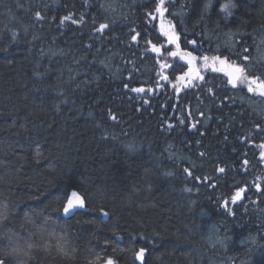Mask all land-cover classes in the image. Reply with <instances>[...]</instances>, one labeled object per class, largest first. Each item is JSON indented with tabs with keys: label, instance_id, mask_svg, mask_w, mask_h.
Wrapping results in <instances>:
<instances>
[{
	"label": "trees",
	"instance_id": "trees-1",
	"mask_svg": "<svg viewBox=\"0 0 264 264\" xmlns=\"http://www.w3.org/2000/svg\"><path fill=\"white\" fill-rule=\"evenodd\" d=\"M225 2L165 0L164 20L176 25L184 49L199 47L202 55L218 54L217 45L227 55L225 33L236 32L235 61L264 73V0H235L227 19ZM181 4L182 17L169 15ZM155 7L154 0H0V49L7 48L0 50V207L9 217L0 223V257L7 264H92L97 257L104 264L109 256L139 264L141 247L143 264H264V192L254 187L264 189V162L252 148L261 142L255 128L264 126V105L226 93L213 76L190 93L181 83L177 91L180 68H164L167 84L160 65L181 64L184 51L175 58L164 51L173 45ZM69 14H82L84 23L59 26ZM101 23L109 25L103 34ZM193 39L196 46L187 43ZM220 94L227 104L204 108ZM240 188L247 191L233 204ZM72 191L84 195L85 207L64 218ZM61 237L73 259L57 253Z\"/></svg>",
	"mask_w": 264,
	"mask_h": 264
},
{
	"label": "snow or ice",
	"instance_id": "snow-or-ice-1",
	"mask_svg": "<svg viewBox=\"0 0 264 264\" xmlns=\"http://www.w3.org/2000/svg\"><path fill=\"white\" fill-rule=\"evenodd\" d=\"M174 2L175 0H170V3L174 4ZM154 3H156V7L154 11L159 14V18H160L161 31L167 37V41L169 44H175L177 47H179L177 42L179 41L180 36L176 32V25L173 24L171 19L168 20L167 23H165V20H164L165 13L169 12L168 7L165 6V0H154ZM208 7H209V4L206 3L204 5V10L207 11ZM235 8H236L235 0H227V2L221 5L220 11L224 14V18L227 19L228 17H231L233 15V11ZM184 14L185 13H184L183 4L180 5L179 13H169V15L173 16V18H175L176 15H179L182 17ZM149 15L151 16V13H149ZM34 17L37 22L43 21L45 19V16L42 15L40 11H36L34 13ZM151 18L155 20L157 17L151 16ZM66 21H70L72 24H77V25L83 24L84 17L81 14L79 19L77 20L73 18V14L65 15L60 18L59 26L61 27L64 26ZM180 22L183 23L182 20ZM108 27L109 25L107 23H101L99 27L96 28V31L103 34L105 29H107ZM139 35H140L139 33H136L135 35H133L132 40L136 41ZM236 35H237L236 32H231V31L225 33V36L227 37V40H225V46L227 48V53H228L227 55L223 52H220V45H217V48L215 50V52L218 54H213L212 56L200 54L199 47H194L193 50L191 51H184L180 55L179 59L181 61H184V64L187 65L188 71L183 72L182 75H179L176 77L177 84H180L181 82H183L186 77L188 78L189 83H191L193 79H199L200 81L205 80V77L200 74L199 68L195 67V62L197 60H200L202 61L201 67H203L204 69L211 68L213 72L223 71L224 75L227 76L226 84L231 85L233 89L240 87L241 90L243 91V89L246 88L248 93H255V94H258L264 97V73L250 74L249 73L250 66L248 64L246 63L238 64L233 58L238 55L237 53L233 52V49L237 47V42L233 40V38ZM16 36L17 34L13 32L11 36L12 42L16 41ZM148 43L152 45L153 52H155L157 55L161 54V47H158L156 43H152L151 41H148ZM187 43L192 44L193 46H196L198 42L193 39V40H187ZM260 44L264 45V35H262L260 38ZM240 47L243 49V52H248V48L246 45L242 44L240 45ZM0 50L7 51V48L0 49ZM257 50H259V46ZM164 51H166L167 54L173 58L177 57L176 51H172L171 49H164ZM194 52H196L197 55H194L193 54ZM241 59L243 61H248L250 57L245 55V56H242ZM184 64H175V65L174 64H161L160 67L162 69L171 68L172 71L175 72L177 68L183 69ZM217 65H220L221 67L218 68ZM225 67H227V69L229 70L225 71ZM159 75H161V78L163 80L165 81L169 80L168 75H163L162 73H160ZM177 84H173V87L177 88ZM125 87H127V85H125ZM131 91L142 93L145 90L143 88H132ZM177 91H179V88H177ZM208 91L211 92L212 89L209 88ZM110 118L113 121L117 119L116 116L112 115L111 113H110ZM180 123H184V121L181 120ZM171 127L172 126L169 125V128ZM192 127L195 128L196 125L193 124ZM256 130L257 132H264V127H261L260 125H256ZM258 147L261 149L260 160L264 161V143L259 144ZM200 155L204 156L205 154L201 153ZM248 163L249 161L247 159H243L242 161L243 165L246 166L248 165ZM184 171L189 176L192 175L191 171L188 168H185ZM225 171L226 169L223 166H219L217 168V172L220 174L225 173ZM197 179H199V177H197ZM214 186L215 185H213V187ZM254 187L256 188L257 192H264V189H262L259 184L254 185ZM185 190L190 191V189H185ZM246 191H247L246 188H240L238 191H236L235 195L231 198V202L235 204L237 200L241 199L242 194L245 193ZM253 203L255 202L253 201ZM227 205H228V202L226 200L223 206L227 208ZM84 207H85L84 195H82L78 191H72L71 194L67 197L66 203L63 204L62 210L65 216H69L73 213L74 209L84 208ZM7 211H8L7 205L0 207V223H3L9 218ZM101 211H102L103 216H108V213L106 211H103V210ZM49 239H56V238L53 234H50ZM29 247H31V245H29ZM50 247L51 246L46 244L44 247V251L45 252L50 251ZM54 247L58 254L66 258L73 259L75 257V249L68 247L62 237L57 240ZM145 252H146V249L141 247L138 251L134 253L135 259L140 261L141 264H143ZM5 255H8V253H5ZM99 261H100V258L97 257V260L92 262V264H99ZM0 264H7V261L4 258L0 257ZM104 264H117V262L115 261L113 257L109 256L104 260Z\"/></svg>",
	"mask_w": 264,
	"mask_h": 264
},
{
	"label": "flooded vegetation",
	"instance_id": "flooded-vegetation-1",
	"mask_svg": "<svg viewBox=\"0 0 264 264\" xmlns=\"http://www.w3.org/2000/svg\"><path fill=\"white\" fill-rule=\"evenodd\" d=\"M177 44L179 45V47H177L175 44H169L168 42H167V45L169 46V45H173L174 46V50L175 51H177V50H181V51H189L190 49H184L182 46H181V43H178L177 42ZM183 53V52H182ZM195 55V54H194ZM209 56H212V55H209ZM179 62L181 63V64H184L181 60H179ZM238 61H236V63H237ZM175 64H179V63H177V62H175L174 63V65ZM201 64H202V61H200V60H197L196 62H195V67L196 68H199V70H200V74L201 75H203L205 78H207V77H209V76H213V77H217V78H219V79H221L223 82H224V88L227 90V92L226 93H228V94H230V95H234V96H240V95H243V96H247V97H251V98H255V99H257L258 100V102L259 103H261L262 105H264V97H262V96H260V95H258V94H255V93H248L247 92V89L246 88H244L243 89V91L241 90V88L240 87H238V88H236V89H233L232 87H231V85H229V84H226V81H227V76H225L224 75V72L223 71H217V72H213L212 70H211V68H209V69H204L203 67H201ZM185 66H186V71H185ZM217 67L219 68V67H221L220 65H217ZM227 70H229V69H227V67H225V71H227ZM188 71V67H187V65L186 64H184V67H183V69H182V72H181V75L183 74V72H187ZM179 76V75H178ZM167 84H170L172 81L171 80H168V81H165ZM204 83V81H200L199 79H193L192 81H191V83H189L188 82V78L186 77V81L185 82H181V84L182 85H184L183 86V89L185 90V91H188V93H190L192 90H194L196 87H198V86H200V85H202ZM173 84H177V81H175ZM177 85H179V84H177ZM179 90H181V89H179ZM187 93V94H188ZM228 95H226V94H220V96L217 98V102L215 103H208V104H206L205 106H204V108H206L207 107V109H211L212 107H214V106H219V101H221L222 102V104L224 103V104H227L228 103ZM191 117H193V116H191ZM200 118V117H199ZM178 119H179V116H175V120L176 121H178ZM193 122V120H192V118L190 119V123H192ZM172 126H173V124H172ZM262 127H264V126H262ZM256 129V128H255ZM189 131V130H188ZM261 135V142L259 143V144H261V143H264V132H262V134H260ZM257 139V138H256ZM254 142H250L249 143V145H247V147H251L252 146V144H253ZM258 144V145H259ZM258 145H256V146H252V148H254V153H255V155H257V159L258 160H260V152H261V149L258 147ZM264 162V161H263ZM264 165V164H263ZM241 166H245V165H243L242 163H241ZM225 169H227L226 167H225ZM255 176L253 175V174H251V175H247V178L248 179H250L251 180V178L253 179ZM236 193V192H235ZM235 195V194H234Z\"/></svg>",
	"mask_w": 264,
	"mask_h": 264
},
{
	"label": "rangeland",
	"instance_id": "rangeland-1",
	"mask_svg": "<svg viewBox=\"0 0 264 264\" xmlns=\"http://www.w3.org/2000/svg\"><path fill=\"white\" fill-rule=\"evenodd\" d=\"M182 62L184 63V61H182ZM167 69H168V68H167ZM167 69H166V70H165V69H164V70L161 69V73H162L163 75H167V72H168ZM159 74H160V72H159ZM243 195H244V193L242 194L241 199H243ZM241 199H239V200H241Z\"/></svg>",
	"mask_w": 264,
	"mask_h": 264
},
{
	"label": "water",
	"instance_id": "water-1",
	"mask_svg": "<svg viewBox=\"0 0 264 264\" xmlns=\"http://www.w3.org/2000/svg\"><path fill=\"white\" fill-rule=\"evenodd\" d=\"M82 208H78V209H74L73 210V213L71 214V215H69V216H65V217H71L76 211H78V210H81ZM139 263H141L140 261H138Z\"/></svg>",
	"mask_w": 264,
	"mask_h": 264
},
{
	"label": "bare ground",
	"instance_id": "bare-ground-1",
	"mask_svg": "<svg viewBox=\"0 0 264 264\" xmlns=\"http://www.w3.org/2000/svg\"><path fill=\"white\" fill-rule=\"evenodd\" d=\"M83 209H84V208H82L81 210H78V211H76V212L82 211ZM76 212H75V213H76ZM75 213H74V214H75ZM63 217H64V218H68V217H65L64 214H63ZM137 262H138V260H137ZM138 263H139V262H138ZM139 264H141V263H139Z\"/></svg>",
	"mask_w": 264,
	"mask_h": 264
}]
</instances>
